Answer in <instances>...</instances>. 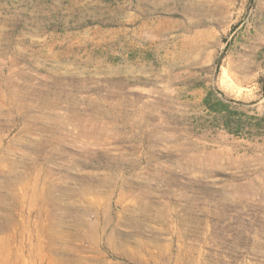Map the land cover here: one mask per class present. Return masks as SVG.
Here are the masks:
<instances>
[{"label":"rangeland","instance_id":"obj_1","mask_svg":"<svg viewBox=\"0 0 264 264\" xmlns=\"http://www.w3.org/2000/svg\"><path fill=\"white\" fill-rule=\"evenodd\" d=\"M207 91L264 114V0H0V264H264Z\"/></svg>","mask_w":264,"mask_h":264},{"label":"trees","instance_id":"obj_2","mask_svg":"<svg viewBox=\"0 0 264 264\" xmlns=\"http://www.w3.org/2000/svg\"><path fill=\"white\" fill-rule=\"evenodd\" d=\"M202 104L213 114L215 126L221 125L230 133L240 135L243 130H247L249 134H257L264 130V114L247 115L243 111L231 108L227 101L215 96L212 91L205 93Z\"/></svg>","mask_w":264,"mask_h":264}]
</instances>
